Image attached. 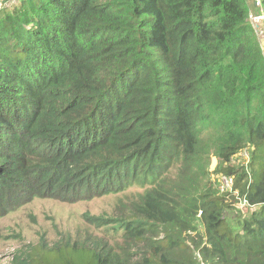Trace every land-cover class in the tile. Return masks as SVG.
<instances>
[{"label": "trees", "instance_id": "16d2710c", "mask_svg": "<svg viewBox=\"0 0 264 264\" xmlns=\"http://www.w3.org/2000/svg\"><path fill=\"white\" fill-rule=\"evenodd\" d=\"M250 12L246 0L0 8V210L143 189L113 221L120 243L66 235L18 264H264V56ZM244 149L248 163H232ZM212 157L231 192L213 187ZM239 200L251 214L236 229L226 211Z\"/></svg>", "mask_w": 264, "mask_h": 264}, {"label": "rangeland", "instance_id": "374dc122", "mask_svg": "<svg viewBox=\"0 0 264 264\" xmlns=\"http://www.w3.org/2000/svg\"><path fill=\"white\" fill-rule=\"evenodd\" d=\"M17 0L0 3V8L12 7ZM251 15L262 14L257 0H246ZM254 5L257 13L252 12ZM250 20L255 29L259 32L260 44L264 56V28L259 17ZM248 156L243 158L238 155L232 158V163L247 164L249 149H246ZM217 159L212 157L209 164L210 180L213 187L218 189V176L216 172ZM219 191V189H218ZM143 189L136 183L130 184L124 191L110 193L102 196H95L89 199H77L64 201L47 197H32L17 202L8 203L0 210V264H18L16 257L23 259L34 247L42 244L51 246L66 235L73 238H83L87 234L102 237L112 244L121 242L122 229H113L115 219L127 218L130 216L131 205L137 200V196ZM220 192V191H219ZM84 213L93 216H102L111 219L106 225L96 227L88 224ZM251 214L250 207L236 202L226 211V216L236 229L240 228L243 219ZM196 227L202 230L203 227L196 222Z\"/></svg>", "mask_w": 264, "mask_h": 264}, {"label": "built area", "instance_id": "2783aa9c", "mask_svg": "<svg viewBox=\"0 0 264 264\" xmlns=\"http://www.w3.org/2000/svg\"><path fill=\"white\" fill-rule=\"evenodd\" d=\"M257 3L260 5V0H257ZM250 17H252V18L259 17L260 19H262L261 14L254 15V17L252 15H250ZM262 37L264 38V34H262ZM238 155L242 156L243 158H246L248 156L246 149L235 154L234 157L238 156ZM248 160H249V158H248ZM218 183H219L218 189H219L220 193H227V192H231L233 190V177L232 176L221 174L218 176ZM239 203L247 206L245 200H239Z\"/></svg>", "mask_w": 264, "mask_h": 264}]
</instances>
